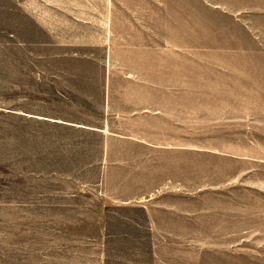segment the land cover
Here are the masks:
<instances>
[{
    "label": "rangeland",
    "instance_id": "obj_1",
    "mask_svg": "<svg viewBox=\"0 0 264 264\" xmlns=\"http://www.w3.org/2000/svg\"><path fill=\"white\" fill-rule=\"evenodd\" d=\"M0 264H264V0H0Z\"/></svg>",
    "mask_w": 264,
    "mask_h": 264
}]
</instances>
